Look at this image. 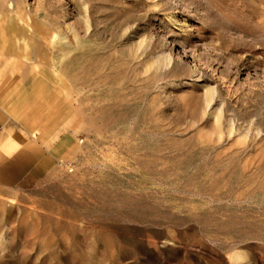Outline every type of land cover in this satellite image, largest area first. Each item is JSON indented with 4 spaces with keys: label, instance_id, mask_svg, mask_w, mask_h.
Masks as SVG:
<instances>
[{
    "label": "rangeland",
    "instance_id": "374dc122",
    "mask_svg": "<svg viewBox=\"0 0 264 264\" xmlns=\"http://www.w3.org/2000/svg\"><path fill=\"white\" fill-rule=\"evenodd\" d=\"M0 264H264V0H0Z\"/></svg>",
    "mask_w": 264,
    "mask_h": 264
},
{
    "label": "crops",
    "instance_id": "0c3cea01",
    "mask_svg": "<svg viewBox=\"0 0 264 264\" xmlns=\"http://www.w3.org/2000/svg\"><path fill=\"white\" fill-rule=\"evenodd\" d=\"M3 145H4V143L2 142V143H1L2 148L4 147ZM3 149H4V148H3Z\"/></svg>",
    "mask_w": 264,
    "mask_h": 264
}]
</instances>
